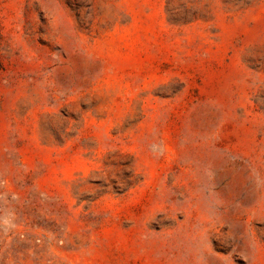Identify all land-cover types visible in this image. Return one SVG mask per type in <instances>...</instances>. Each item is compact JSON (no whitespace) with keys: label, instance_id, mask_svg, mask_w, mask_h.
<instances>
[{"label":"rangeland","instance_id":"rangeland-1","mask_svg":"<svg viewBox=\"0 0 264 264\" xmlns=\"http://www.w3.org/2000/svg\"><path fill=\"white\" fill-rule=\"evenodd\" d=\"M0 264H264V0H0Z\"/></svg>","mask_w":264,"mask_h":264}]
</instances>
